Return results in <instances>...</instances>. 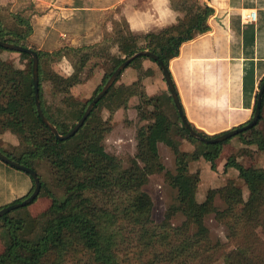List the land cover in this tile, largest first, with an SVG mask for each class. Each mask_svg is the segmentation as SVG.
<instances>
[{
	"label": "trees",
	"instance_id": "1",
	"mask_svg": "<svg viewBox=\"0 0 264 264\" xmlns=\"http://www.w3.org/2000/svg\"><path fill=\"white\" fill-rule=\"evenodd\" d=\"M173 5L185 14L177 25L159 33L138 35L130 30L124 19L114 21L113 32L107 33L104 41L96 46L66 47L54 53L39 51L28 45L33 32L30 22L18 16L14 17L15 23L11 26L4 24L0 17V40L31 48L38 53L42 110L60 134L65 135L83 117L88 105L107 81L98 88L94 98L81 106L73 116L74 122L69 124L51 113L47 106L43 83L50 77V72L43 67L46 58L67 59L72 63L74 73L53 83L64 96L71 94V89L82 83L84 69L93 57L106 58L113 65L107 80L126 59L141 51L155 53L169 66V62L179 55L184 43L208 30L207 20L212 14V9L201 6L198 0H173ZM114 47L118 48L120 56L112 53ZM1 51L6 49L0 47ZM19 54L32 60L27 53ZM137 60H149L161 70L158 63L149 57ZM147 72L153 74L151 70ZM136 95H139L138 88L129 89L125 94L127 98ZM145 97V93L141 95V98ZM65 98L63 101L66 102ZM104 99L75 136L65 141L58 140L38 115L32 68L26 73L0 58V126L4 131L14 134L24 148L20 155L0 151L36 171L37 164L48 163L57 187L64 191L63 198L57 197L40 177L41 193L47 190V197L52 201L51 207L42 217L27 215L14 218L10 213L0 219L8 237L5 251L0 254V264H61L64 255L77 248L85 252L89 264H122L117 252L122 242L126 241V233L121 225L125 221L136 231L143 246L165 247L163 262L183 264L188 259L197 258L194 255L201 246L217 251L213 245L210 246L211 232L205 223L206 217L211 214L225 225L228 238L236 240L238 246L235 252L227 253L224 252L226 245L218 243L220 246H217L219 251L216 254L223 252L221 256L226 264H259L257 253L264 241L257 235V221L263 220L264 226V168H245L236 163H227L226 169L234 168L238 171L239 178L250 194L249 199L246 201L244 190L234 180H229L222 188L210 190L206 200L199 202L197 195L201 177L199 173L190 171V163L203 159L215 170L222 147L230 140L207 145L192 137L184 128L170 93L161 95L157 99V108L152 112V121L139 138L137 156L130 168H124L120 160L106 150L101 136L104 125L96 122L97 127H92L91 124ZM262 101L261 119L249 130L255 133L249 144L264 152V133L258 131L259 124L264 122V95ZM166 103L175 110L179 123L166 111ZM175 131L192 142H201L202 146L192 153L181 151L179 143L172 136ZM245 133L237 137L243 140ZM159 144H165L173 151L176 159L175 173L168 171L163 164ZM153 174H164L168 184L177 191V203L167 211V218L162 225L153 221V200L143 190ZM31 179L33 186L30 193L13 203L21 202L33 193L35 183ZM217 199L223 202V210L217 207ZM178 214L186 218L183 227H174L171 223L173 216ZM37 229L38 236L30 238ZM262 254L264 251L259 255ZM214 256L212 253L206 258H199L197 264H214L219 259Z\"/></svg>",
	"mask_w": 264,
	"mask_h": 264
},
{
	"label": "crops",
	"instance_id": "2",
	"mask_svg": "<svg viewBox=\"0 0 264 264\" xmlns=\"http://www.w3.org/2000/svg\"><path fill=\"white\" fill-rule=\"evenodd\" d=\"M198 1L212 9L208 30L184 43L168 67L191 126L216 137L253 119L264 80V0ZM252 10L257 12L256 22L246 20ZM16 16L33 28L30 47L54 53L66 47L100 45L113 32L114 21L124 19L133 33L145 35L177 25L185 14L173 0H0L4 24H14ZM141 66L153 74L140 79L135 70L138 83H156L160 96L170 93L155 63L148 60ZM10 176L18 180L12 183L21 185L20 196L33 186L30 178L0 162V180L12 181ZM15 200L5 195L0 208Z\"/></svg>",
	"mask_w": 264,
	"mask_h": 264
},
{
	"label": "rangeland",
	"instance_id": "3",
	"mask_svg": "<svg viewBox=\"0 0 264 264\" xmlns=\"http://www.w3.org/2000/svg\"><path fill=\"white\" fill-rule=\"evenodd\" d=\"M119 11L118 9V12ZM110 20L108 19L107 22ZM7 25L11 26L12 24L7 23ZM106 27L107 26H105L104 29ZM85 44L86 43L83 42L77 46L79 47ZM112 53L116 56H120L117 47L112 49ZM0 58L12 64L17 69L24 70L26 73H29L32 68V60L22 57L21 54L17 52L8 50L1 51ZM46 59L47 60L43 63V67L47 72H50V77L48 79L46 78L43 83L47 106L51 113H54L58 118L61 117L60 119L67 123L72 124L74 122L73 116L81 109V106L94 98L98 88L102 87L105 82L108 81L107 78L112 72L113 65L106 58L93 57L84 69L82 83L72 88L71 94L64 96L57 91L53 83H58L61 78L69 77L74 73L72 63L67 59L59 60L55 57ZM144 61L148 60H137L123 73L111 92L105 97L91 123L92 127H97V124H95L96 122H100L104 125L103 129H101V136L103 137L106 150L110 154L116 156L124 168H130L137 156L139 138L142 136L147 125L152 121V112L157 108V99L161 94L156 83H138V80L136 81L134 78L136 77V73L140 75V79L144 75H149L141 66ZM133 88H138L139 95L127 98L125 96L126 91ZM144 93L146 94L145 99L141 98V95ZM63 97H66V102L63 101ZM165 106L166 111H168L173 120L179 123L175 110L171 105L166 103ZM258 131L264 133V122L259 124ZM254 135V131L251 130L244 134L242 138L244 141L240 140L238 137H234L225 144L222 147L221 156L216 162L217 166L215 170L203 159L190 163V171L192 173H199L201 177V184L197 195L199 202H204L206 200L210 190L222 188L229 180H234L238 186L244 190L246 201L249 199L250 194L244 182L239 178L238 171L234 168L226 169V165L232 162L245 168H264V152L260 151L257 146L249 144L254 138ZM172 136L179 143V148L183 152L192 153L202 146L201 142H192L186 138V136H182L179 131H175ZM0 150L10 154L20 155L24 148L21 146L20 140L14 134L9 131H4L0 126ZM159 150L166 169L175 173L176 159L173 151L165 144H160ZM0 162L10 171L31 179L27 173L16 170L2 161ZM37 171L39 177L46 183L47 188L55 193L57 197L63 198L64 191L57 187L56 179L50 165L46 162H41L37 164ZM10 177L12 181L6 180L7 183L6 181L0 180V203L4 201L5 195L8 199L13 195L14 198L18 200L29 194L32 189L31 188L26 195L20 196L19 194L22 193L21 185L12 183L13 181L18 182V180L17 178L15 179V177ZM6 179H9V177ZM143 190L149 194L153 200V221L157 225H162L165 218H167V211L177 203V191L168 184L164 174L151 175ZM46 191L47 190H43L37 201L27 209L20 211L16 210L14 213H11V217L18 218L29 215L34 218H41V215H43L52 204L51 199L47 197ZM216 203L217 207L223 210V202L217 199ZM185 222L186 218L179 214L173 216L171 220L174 227H183ZM205 223L211 232L212 241L210 242V246L213 245L217 251L205 249L201 246L194 255L197 256V258L193 257L192 259H188L183 264H197L199 263V258H206L212 253L215 255V259L217 256L219 257V259L215 260L214 264H226V260L221 256L223 252L216 254L219 251V247L217 246L221 244L226 245L224 252L230 253L236 251L238 247L236 240L234 241L228 238V229L215 219L214 214L207 216ZM257 224V235L264 241L263 220L258 219ZM121 225L126 233V241L124 243L122 242L117 252L119 261L122 264H178L163 262L162 256L166 252L165 247L156 245L147 248L143 246L138 239L136 231L132 229L126 221L121 222ZM2 226L0 222V254L4 253L8 241L7 233ZM37 236L38 229L32 232V237L30 238L35 239ZM218 243H220V245H218ZM261 251H264V245L262 247L260 246L259 252L257 253V263L264 264V254L259 255ZM61 264H89L88 256L81 248L73 249L64 255Z\"/></svg>",
	"mask_w": 264,
	"mask_h": 264
},
{
	"label": "water",
	"instance_id": "4",
	"mask_svg": "<svg viewBox=\"0 0 264 264\" xmlns=\"http://www.w3.org/2000/svg\"><path fill=\"white\" fill-rule=\"evenodd\" d=\"M0 47L4 48L6 50H9V51L17 52V53H27L32 57V76H33L34 87H35V101H36V107H37L38 115L42 119L43 123L55 135V137L61 141L68 140V139L72 138L73 136H75L79 132V130L84 126L85 122L87 121V119L89 118L91 113L94 111L95 107L98 105V103L101 100H103L109 94L110 90L115 85L118 78L123 74V72L127 69V67L131 63H133L135 60L139 59L140 57H149L158 63V65L160 66L161 71L164 75V79H165V82L167 84L168 90H169L170 95L172 97V100L176 106V109L178 111V114L180 116V119L183 123L184 128L189 131V133L192 137L200 140L201 142H203L207 145H216V144L224 143L226 141L231 140L234 137H237L241 133H245V132L249 131L250 129L255 127L261 119L262 104H263L262 100H263V95H264V82L260 87L258 100H257V106H256V110H255L253 119L248 124L241 126V127H238V128H235V129H232V130H230L226 133H223L221 135H218L216 137H212V138L204 137L197 130H195L191 126V124L189 123V121L185 115L183 106L181 104V100L179 98L175 84L173 82L169 67L165 64V62L158 55H156L155 53H153L149 50H146V51L138 52V53L134 54L133 56L129 57L115 70V72L108 79V81L106 82V84L104 85L102 90L90 102V104L88 105L83 117L78 121V123L73 127V129L69 133L62 135V134H60L59 130L51 123V121L45 116V114L42 110L41 101H40V77H39V56H38V53L31 48H26V47L21 46V45H17V44H13V43H10L7 41H1V40H0ZM0 161H2L6 165H8V166H10L16 170L27 173L28 175H30L33 178L34 183H35V189H34L33 193L28 198H26L25 200H22L21 202L13 203L11 205H8V206L0 209V219H1L2 217H4L7 214H10L16 210H19L21 208H25V207L32 205L41 193L42 183H41L40 177H39L36 170H34L30 167H27V166L15 161V160L11 159L6 154H4L2 151H0Z\"/></svg>",
	"mask_w": 264,
	"mask_h": 264
},
{
	"label": "built area",
	"instance_id": "5",
	"mask_svg": "<svg viewBox=\"0 0 264 264\" xmlns=\"http://www.w3.org/2000/svg\"><path fill=\"white\" fill-rule=\"evenodd\" d=\"M246 20L249 22H256L257 21V12L252 10L246 15Z\"/></svg>",
	"mask_w": 264,
	"mask_h": 264
}]
</instances>
